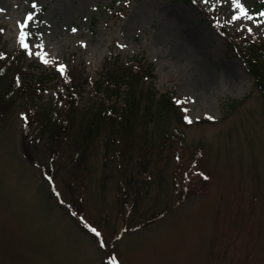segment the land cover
Masks as SVG:
<instances>
[{"label":"rangeland","instance_id":"1","mask_svg":"<svg viewBox=\"0 0 264 264\" xmlns=\"http://www.w3.org/2000/svg\"><path fill=\"white\" fill-rule=\"evenodd\" d=\"M239 2L252 19L232 0H0V264H264V99L234 46L264 42V0ZM137 64L134 132L100 118L84 135L91 84ZM62 74L80 93L56 136Z\"/></svg>","mask_w":264,"mask_h":264},{"label":"trees","instance_id":"2","mask_svg":"<svg viewBox=\"0 0 264 264\" xmlns=\"http://www.w3.org/2000/svg\"><path fill=\"white\" fill-rule=\"evenodd\" d=\"M264 8V4H262ZM238 51L246 69L253 78V84L260 91L264 99V42L258 38L251 37L249 39H240V41L234 45ZM3 59V61H1ZM10 57H0V76L5 73V67L3 62H8ZM137 68L125 69L115 67L109 70L108 74L102 77L100 80L91 84L90 90L94 93H99V100H90L96 113L90 116L89 120L85 122V134L87 137L90 133L93 135L97 132V123L100 118L107 121H114L115 119L121 122L120 130L116 134L120 137L129 134V130L132 125V119L137 108L138 97L142 90V83L147 77L150 76V68L142 67L141 64H137ZM142 69V70H141ZM22 71V70H20ZM61 75L63 79V85L57 87L56 92L52 96V104L45 114L43 119V125L46 128H52V134L59 135L60 131L66 132L69 129L71 122V113L77 107V97L79 91L77 85L73 82L74 77L69 75ZM63 76V77H62ZM15 81L10 85L6 92L2 96V101L8 104L12 93L20 88L27 87V84H23L22 80L25 78L24 73L18 72L15 75ZM145 78V79H143ZM86 81V80H85ZM87 82V81H86ZM34 84V98H41L40 95L43 92H47L42 81L38 80ZM124 87H121V86ZM18 86V87H17ZM23 87H21L23 89ZM27 89V88H26ZM143 89H146L143 86ZM20 90V89H19ZM31 92V91H30ZM36 98V100H37ZM172 106V104L169 102ZM7 107V105H4ZM173 107V106H172ZM39 108L38 106L35 109ZM174 109V107H173ZM179 116V113L177 112ZM112 119V120H111ZM131 133L134 131L130 130ZM63 137V136H62ZM164 145L169 144L172 139L183 141L184 134L177 129H173L171 132L163 133ZM118 138H114V141Z\"/></svg>","mask_w":264,"mask_h":264},{"label":"snow or ice","instance_id":"3","mask_svg":"<svg viewBox=\"0 0 264 264\" xmlns=\"http://www.w3.org/2000/svg\"><path fill=\"white\" fill-rule=\"evenodd\" d=\"M205 2H207V0H205ZM233 2V6L238 9V14L234 15L232 17L233 20H238L242 17L247 18V19H252V17L248 14V12L245 11V8L243 7V5L239 2V0H232ZM32 7L35 9L37 7V5L33 2ZM259 15L261 17H264V12L259 13ZM34 14L33 13H29L23 22H18V27H19V35H18V42L21 45L22 48L27 49L28 48V44L26 43L27 38H28V33L25 31V29L28 27V23L30 21L33 20ZM76 29H73V32H75ZM249 31H251V29H249ZM37 47H42L40 45H38ZM31 55V53H29ZM36 55L39 56V58L41 59V61L45 64L49 63V61L46 59V55H40V53H36ZM59 71H61V73H63V66H59ZM179 103V102H178ZM186 111V110H185ZM208 119H213V117H207ZM186 122L191 123L192 121L186 116L185 117ZM206 178V177H205ZM93 233H95V235L100 238L101 237V233H99L96 229L92 228L90 229ZM100 247H105L104 242L101 240L100 241ZM110 264H117V258L116 257H112L110 260Z\"/></svg>","mask_w":264,"mask_h":264},{"label":"bare ground","instance_id":"4","mask_svg":"<svg viewBox=\"0 0 264 264\" xmlns=\"http://www.w3.org/2000/svg\"><path fill=\"white\" fill-rule=\"evenodd\" d=\"M85 2L87 1V0H84Z\"/></svg>","mask_w":264,"mask_h":264}]
</instances>
